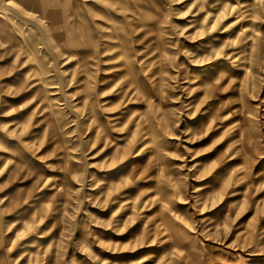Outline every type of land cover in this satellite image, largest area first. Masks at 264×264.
<instances>
[{"label": "rangeland", "instance_id": "rangeland-1", "mask_svg": "<svg viewBox=\"0 0 264 264\" xmlns=\"http://www.w3.org/2000/svg\"><path fill=\"white\" fill-rule=\"evenodd\" d=\"M0 264H264V0H0Z\"/></svg>", "mask_w": 264, "mask_h": 264}, {"label": "bare ground", "instance_id": "bare-ground-1", "mask_svg": "<svg viewBox=\"0 0 264 264\" xmlns=\"http://www.w3.org/2000/svg\"><path fill=\"white\" fill-rule=\"evenodd\" d=\"M103 108V107H102ZM107 108V107H106ZM96 130V129H95Z\"/></svg>", "mask_w": 264, "mask_h": 264}]
</instances>
